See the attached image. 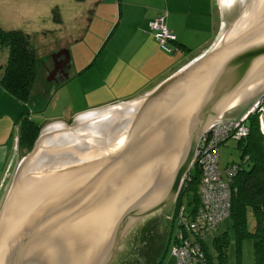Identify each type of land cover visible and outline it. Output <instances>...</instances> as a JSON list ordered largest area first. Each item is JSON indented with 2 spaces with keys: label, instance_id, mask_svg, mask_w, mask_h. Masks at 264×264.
Segmentation results:
<instances>
[{
  "label": "water",
  "instance_id": "95a60500",
  "mask_svg": "<svg viewBox=\"0 0 264 264\" xmlns=\"http://www.w3.org/2000/svg\"><path fill=\"white\" fill-rule=\"evenodd\" d=\"M217 10L211 44L151 91L39 130L0 209V264H110L138 220L175 200L208 127L264 88V0Z\"/></svg>",
  "mask_w": 264,
  "mask_h": 264
},
{
  "label": "crops",
  "instance_id": "0c3cea01",
  "mask_svg": "<svg viewBox=\"0 0 264 264\" xmlns=\"http://www.w3.org/2000/svg\"><path fill=\"white\" fill-rule=\"evenodd\" d=\"M52 1L60 5V12L54 7L60 22L77 18L79 14L85 16V24L73 33L75 41L83 40L87 32L98 34L101 27L100 35H97L98 42L84 45L91 47L86 55L91 67L87 74L94 78L91 81L100 79L107 86L100 109L151 91L189 58L209 46L216 34L217 0ZM161 12H166L165 25L183 48L177 49L170 45L169 51L163 50L148 29V23ZM75 46L79 48L80 45ZM95 51L96 54L92 53ZM94 68L98 69L92 71ZM263 90L254 96L250 104ZM244 112L233 114L227 119H238ZM22 113V103L0 86V184L12 166L13 159H16V123ZM134 258L130 254H122L116 264H127V261L128 264H135ZM155 261H150V264H160ZM110 264H113L112 261ZM168 264H173L170 257Z\"/></svg>",
  "mask_w": 264,
  "mask_h": 264
},
{
  "label": "rangeland",
  "instance_id": "374dc122",
  "mask_svg": "<svg viewBox=\"0 0 264 264\" xmlns=\"http://www.w3.org/2000/svg\"><path fill=\"white\" fill-rule=\"evenodd\" d=\"M17 1L19 0H0V25L6 29L16 28L28 33L31 37L32 47L38 53L37 84L29 100L26 103H22V114L30 116L33 122L40 126L41 129L53 122H62L65 126H70L76 116L100 109L102 107L101 104L105 100L104 92H107V86L105 87L100 79L91 81L94 78L90 74H87V72L91 71V67L90 62L86 61V55L89 54L87 50L91 47L84 45H92L98 42L99 37L97 35H100L101 27L98 34L87 32L83 40L75 41L73 37L74 31L80 29L87 21L83 14H79L74 19L62 20L60 23H55L51 15L54 7H57L58 12H60V5H57L58 3L52 0ZM75 45L80 46L77 48ZM62 49L68 52V81L58 87L55 83L56 81H47L51 63L49 57L54 51ZM96 52L92 53L96 54ZM6 58V52H1L0 73L6 62ZM45 66L47 67L46 70ZM97 69L94 68L92 71H96ZM258 97L253 100L245 112L243 111V114L241 113L242 115H247L246 119L251 115L250 110ZM262 136L264 138V133H262ZM15 140L14 153L16 159H13L12 166L0 184V209L4 203L15 171L24 157L18 149L17 137ZM239 157L235 139H228L220 146L218 168L221 171L223 180L226 179V166L232 162H239ZM173 206L174 203L172 201L138 220L124 235L122 248L118 250L112 263L116 264L120 255L130 254L131 257H135L133 262L135 264H150V261H154L155 259V263L168 264L175 232V225L171 222ZM245 224L249 231L253 229L255 224V220L247 208L245 211ZM223 234L228 239L226 244L227 264H236L237 262L239 264H254L251 240L246 237H242L241 239V252L239 259H237L236 246L234 244L235 234L229 217L219 221L216 228L209 231L203 237V244L208 252L214 254L212 241L217 236Z\"/></svg>",
  "mask_w": 264,
  "mask_h": 264
},
{
  "label": "trees",
  "instance_id": "16d2710c",
  "mask_svg": "<svg viewBox=\"0 0 264 264\" xmlns=\"http://www.w3.org/2000/svg\"><path fill=\"white\" fill-rule=\"evenodd\" d=\"M52 16L53 22L60 23L55 8L52 10ZM170 45L176 46L177 49L183 48L182 45L177 44L176 38L168 45L169 49ZM3 51L6 52L7 58L0 73V86L17 101L26 103L37 84L38 53L32 47L31 37L21 29H6L0 25V53ZM67 81L68 77L66 80L58 82V87ZM244 125L247 128L246 135L238 140L236 139L240 161L237 163L232 162L225 168L226 170L235 167V172L228 177L231 201L227 217L231 219L234 229L237 259H239L241 252V239L246 237L251 240L254 264H264V138L259 129L256 113L249 115ZM39 130L40 126L36 125L30 116L21 115L16 123L15 138L17 137L18 149L24 156L31 151ZM228 139L232 138L228 137L217 145L218 152L220 146ZM200 181V167L198 164L193 163L177 198L174 200L171 222L175 225V228L176 218L179 217V208L182 207V215L187 220H190L195 214L200 202ZM246 208L249 209L255 220L251 231L246 228L245 224ZM216 225L205 234L215 229ZM205 234L198 239V244L205 259L202 264H227L226 244L228 239H226V236L223 234L213 239L214 254H211L203 244ZM183 235L190 244L197 242V236L194 234L185 232ZM170 259L172 260V258ZM236 264H239V262Z\"/></svg>",
  "mask_w": 264,
  "mask_h": 264
},
{
  "label": "built area",
  "instance_id": "2783aa9c",
  "mask_svg": "<svg viewBox=\"0 0 264 264\" xmlns=\"http://www.w3.org/2000/svg\"><path fill=\"white\" fill-rule=\"evenodd\" d=\"M165 18L166 12L157 14L148 23V29L159 46L163 50L169 51L168 45L174 41L175 36L167 29ZM250 111V114H258L259 128L264 133V90L260 93ZM246 117L247 115L244 114L235 120L215 121L201 137L191 164V166L193 163L198 164L201 171V181L199 183L200 202L190 220L182 215V207L178 210L179 217L176 218L174 242L171 244L169 256L172 258L173 264H202L205 259L198 244V239L229 214L231 192L228 177L235 172V167L225 170L227 178L223 180L221 171L218 168L219 152L216 148L219 143L228 137L238 140L246 135L247 128L244 125ZM185 232L197 236V242L190 244L184 238L183 234Z\"/></svg>",
  "mask_w": 264,
  "mask_h": 264
},
{
  "label": "flooded vegetation",
  "instance_id": "af4514ba",
  "mask_svg": "<svg viewBox=\"0 0 264 264\" xmlns=\"http://www.w3.org/2000/svg\"><path fill=\"white\" fill-rule=\"evenodd\" d=\"M59 51H64L59 57H57V58H55V59H52L51 58V56L52 55H54V54H56L57 52H59ZM57 50V51H54V53L49 57L50 59H51V63H50V70H49V74L54 70V73H53V78H52V81H56L55 83L57 84L58 82H61V81H63V80H66L67 79V70L69 69V59H68V56H67V50H65V49H62V50ZM129 105V104H128ZM127 105V106H128ZM119 109V111H120V113H119V116H118V118L117 119H119L120 118V116H121V114L123 113V116H124V112H125V110H123V107H121V108H118ZM122 109V110H121ZM128 111V110H127ZM106 112H108L107 110H106ZM103 115V114H102ZM107 115V117H111V116H113V115H115L114 113H108V114H106ZM75 121V120H74ZM74 121H72V122H74ZM71 122V123H72ZM113 122L114 121H110V122H102V124H103V128L101 129V130H103V131H110V129H112V125H113ZM106 127V128H105ZM84 130H89V129H85L84 128ZM85 133V135H83L84 137H88L89 135H87V134H90V133H86V131H84ZM71 134V133H70ZM69 136H71L70 137V139L73 141V142H75V140L77 141V139L76 138H74V136L73 135H69ZM68 139H69V137H68ZM150 139V138H149ZM79 140V139H78ZM69 141V140H68ZM71 141V142H72ZM118 141H120V140H118ZM104 155H99L98 157H95V158H93V159H101L102 157H103ZM159 156H162L161 154L159 155ZM117 157V153L116 154H114V155H112V158H116ZM149 158H151V157H149ZM91 159V158H90ZM162 159H163V157H162ZM187 174V173H186ZM185 177H186V175H185ZM185 177L183 178V181H184V179H185ZM183 181H182V184H183ZM182 184H181V186H182ZM180 191V190H179ZM179 193V192H178ZM176 198H177V196H176ZM175 198V199H176ZM173 203H174V201H173Z\"/></svg>",
  "mask_w": 264,
  "mask_h": 264
}]
</instances>
